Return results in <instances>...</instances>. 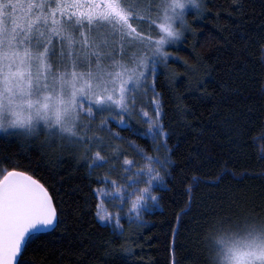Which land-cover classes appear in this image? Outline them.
<instances>
[{
	"label": "snow or ice",
	"instance_id": "6c2138e0",
	"mask_svg": "<svg viewBox=\"0 0 264 264\" xmlns=\"http://www.w3.org/2000/svg\"><path fill=\"white\" fill-rule=\"evenodd\" d=\"M210 3L0 0V140L15 139L54 165L65 157L75 159L89 177L104 169L95 174L97 186L89 179L86 187L95 200L93 219L117 238L124 237V221L136 230L146 224L145 217L161 207L173 176L174 149L161 122L162 93L156 90L159 77L166 75L173 89H184L181 101L208 99L211 71L200 75V58L189 64L179 51L190 36L205 35ZM243 7L234 0L237 13ZM261 41L264 32L253 41L260 45L257 66L264 69ZM171 64L180 71L171 70ZM149 90L153 115L144 105ZM260 90L264 94V83ZM248 121H253L251 112ZM133 136L150 139L151 152ZM257 159L264 164V147ZM57 175L33 166L30 158L25 167L13 154L0 155V264L43 261L57 230H68L70 205ZM250 175L227 167L212 178L193 174L184 188L188 202L172 226L174 235L181 229L191 233L189 264H264V168L258 174L259 191L249 192L241 184ZM225 177L236 183L213 196L215 202L204 204L196 217L188 216L192 190L219 187ZM105 200L116 203L106 205ZM72 212L78 219L79 209ZM119 250L131 259L130 248L121 245ZM167 251V264H179L174 243Z\"/></svg>",
	"mask_w": 264,
	"mask_h": 264
},
{
	"label": "trees",
	"instance_id": "16d2710c",
	"mask_svg": "<svg viewBox=\"0 0 264 264\" xmlns=\"http://www.w3.org/2000/svg\"><path fill=\"white\" fill-rule=\"evenodd\" d=\"M236 2L244 5L240 13L234 10V0H211V11L203 20V27L207 30L205 35L190 36L189 43L179 51L189 64L200 58V75L204 70L211 71L208 77L210 87L206 89L208 99L198 103L187 98L181 101L178 96L184 92L183 88L177 86L173 89L167 83L166 75H161L157 81L156 90L162 93L161 122L169 133L168 145L174 149L172 159L175 163L173 176L169 178V190L162 193L161 207L145 217L146 224L139 230L124 221V237L117 238L93 219L95 200L86 186L91 179L92 187H96L95 174H103L104 169H95L93 176L89 177L87 169L80 167L75 159L65 157L54 165L38 150L15 139L0 140V155L13 154L25 167L30 158L33 166L58 172V187L68 196L72 222L67 231L57 230L48 245L49 255L43 261L38 257L36 264H167V249L173 243L179 264H189L188 237L191 233L181 229L174 235L172 226L188 202L184 188L191 183L193 174L212 178L223 167L237 174L246 169L251 175L245 177L241 184L249 192L259 191L258 174L264 168L257 159L264 147V140L259 138L264 135V94L260 90L264 79L258 77H264V69L257 66L260 45L253 41L258 38V33L264 32V0ZM195 26L200 27L199 24ZM245 44L247 51H243ZM173 51L177 49L173 48ZM170 69L180 71L177 64H171ZM184 95L187 97L188 94ZM151 96L149 90L144 105L153 115ZM184 108L187 111H183ZM249 112L253 116L251 123L248 121ZM143 127H147L146 123ZM131 139L151 152L150 139L139 136ZM120 143L128 148L126 143ZM128 152L132 155L134 150L128 149ZM235 183L225 177L219 187L201 185L193 189L192 211L188 216L196 217L203 211L204 204L215 202L213 196ZM114 203L116 201L105 200L106 205ZM73 208L79 209L78 219L72 212ZM108 210L115 211L112 207ZM188 216L183 218L185 223ZM121 245L132 250L131 259L119 250ZM111 249H116L115 253L107 254Z\"/></svg>",
	"mask_w": 264,
	"mask_h": 264
}]
</instances>
